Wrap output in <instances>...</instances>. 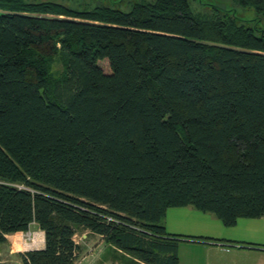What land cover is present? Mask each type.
Instances as JSON below:
<instances>
[{"label": "trees", "instance_id": "obj_1", "mask_svg": "<svg viewBox=\"0 0 264 264\" xmlns=\"http://www.w3.org/2000/svg\"><path fill=\"white\" fill-rule=\"evenodd\" d=\"M232 2L264 19V0ZM226 11L0 0V244L44 233L0 264H75L79 227L179 264V238H211L168 233L169 207L264 217V26Z\"/></svg>", "mask_w": 264, "mask_h": 264}, {"label": "rangeland", "instance_id": "obj_2", "mask_svg": "<svg viewBox=\"0 0 264 264\" xmlns=\"http://www.w3.org/2000/svg\"><path fill=\"white\" fill-rule=\"evenodd\" d=\"M26 2L51 1L62 3L73 9H92L96 6H112L123 11H128L130 7L138 1L153 0H24ZM191 9L198 15L210 18L222 16L221 11L227 14L234 13L244 24L252 25L258 23V26H264V19L259 22L253 19L256 14L253 9L242 8L232 2V0H189ZM218 8V9H217ZM218 12H217V10ZM221 10V11H219ZM216 13V14H215ZM218 13V15H217ZM101 65L107 69V63L101 62ZM55 75H60L63 71L62 61H55L52 65ZM261 218V217H260ZM257 222H264V218H245L240 217L235 224L224 225L213 213L203 212L191 205L181 207H169L161 223L166 231L177 235L193 236H211L214 239H228L225 242L226 247L216 245L215 242H207L197 239L181 237L178 242V256L180 264H236L233 259L219 256L227 251L230 244L238 247L241 245L237 241H255L251 240L252 234L256 235L254 226ZM205 236V237H206ZM40 232L35 225H32L26 232L18 235L9 236L6 243L0 244V263L1 262H19L18 252L33 250L38 247ZM74 241L79 246V254L75 264H136L132 256L112 248L107 244L103 237L90 232L88 229L79 227L73 236ZM218 243V242H217ZM222 243V242H221ZM232 245L230 247H232ZM218 247V248H216ZM238 251L237 248H234ZM230 248L228 250L233 251ZM234 250V251H235ZM248 262L253 263V259L248 258Z\"/></svg>", "mask_w": 264, "mask_h": 264}, {"label": "crops", "instance_id": "obj_3", "mask_svg": "<svg viewBox=\"0 0 264 264\" xmlns=\"http://www.w3.org/2000/svg\"><path fill=\"white\" fill-rule=\"evenodd\" d=\"M262 218H264V217H261L259 219H262ZM257 223L258 224H252L254 226L253 227L254 231H256L257 234L256 235L252 234L251 236H253V237H251V240H255V241H237L238 243L241 244L238 247H235L236 245H234V244L232 245L229 243V245L230 246L232 245V247L228 246L227 247L228 249L237 248L238 251H240V252H237V250H235V249H234L235 251L234 250L230 251L227 249V251H229V252H226V253L221 254L219 256H224V257H227L230 259H233L232 257H235L236 264H264V222H261V223L257 222ZM32 225H35V227L38 228V226L34 223L31 224L30 227ZM38 231L40 232L41 237L38 240V247L35 249H40V248L44 247V233L39 228H38ZM19 233H22V232L21 231L15 232L13 234L7 235L6 237L8 239L9 236L18 235ZM206 237L211 238V239H201V240L205 241V243L215 242L216 245L221 246L220 248L216 247L218 249H221L222 247H226L227 245L224 243L231 241L228 239H214L211 236H206ZM248 258L253 259L254 262L253 263L248 262Z\"/></svg>", "mask_w": 264, "mask_h": 264}]
</instances>
